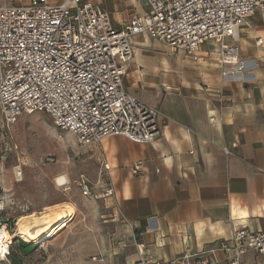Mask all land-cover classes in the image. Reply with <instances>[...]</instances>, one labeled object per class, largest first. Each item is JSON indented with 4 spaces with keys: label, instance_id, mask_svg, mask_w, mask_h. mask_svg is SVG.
<instances>
[{
    "label": "crops",
    "instance_id": "crops-1",
    "mask_svg": "<svg viewBox=\"0 0 264 264\" xmlns=\"http://www.w3.org/2000/svg\"><path fill=\"white\" fill-rule=\"evenodd\" d=\"M29 2L2 0L4 5ZM82 2L109 12L116 29L147 13L142 0ZM132 44L135 57L124 64L125 89L160 110V136L150 145L121 136L109 137L99 147L79 145L80 156L74 162L65 159V170L48 169L54 198L43 204L39 188L46 178L30 173L17 179L10 161L11 127L0 116L3 223L13 219L17 226L28 215L67 207V222L44 239L52 245L77 242L75 260L63 252L59 264H140L142 259L168 261L182 253L222 261L228 256L222 244L234 230L264 231V12L247 19L235 38L226 40L240 47L237 67L219 65L214 41L200 46L202 61L147 35L133 38ZM18 156L25 165V151ZM32 164L34 171L40 168L38 161ZM103 164L109 166L107 172ZM137 165L141 170L135 174ZM83 182L91 196L74 187ZM100 184L111 185L114 197L103 198ZM79 213L83 217L78 220ZM79 222L82 228L75 235ZM44 240L33 243L30 258ZM262 260L263 255L250 252L241 262ZM0 264L13 263L9 257Z\"/></svg>",
    "mask_w": 264,
    "mask_h": 264
},
{
    "label": "built area",
    "instance_id": "built-area-1",
    "mask_svg": "<svg viewBox=\"0 0 264 264\" xmlns=\"http://www.w3.org/2000/svg\"><path fill=\"white\" fill-rule=\"evenodd\" d=\"M142 1L147 13L116 29L109 12L82 0H30L27 5L0 0V116L5 126L15 125L23 115L42 113L84 148L99 147L112 136L153 144L160 136L162 114L124 85V64L135 57L133 38L147 35L194 61L203 60L197 56L200 46L214 41L219 65L237 67L240 47L226 40L235 38L247 19L264 12V0ZM103 169L107 172L109 166L103 164ZM140 170L135 166V174ZM16 174L23 178L20 166ZM81 188L84 196H91L87 182ZM99 188L103 198L114 197L111 185ZM0 227L10 235L0 251L2 263L15 233L1 220ZM221 250L228 254L222 261L182 253L168 261L142 259L140 264H242L250 252L264 256V231L234 230Z\"/></svg>",
    "mask_w": 264,
    "mask_h": 264
},
{
    "label": "rangeland",
    "instance_id": "rangeland-1",
    "mask_svg": "<svg viewBox=\"0 0 264 264\" xmlns=\"http://www.w3.org/2000/svg\"><path fill=\"white\" fill-rule=\"evenodd\" d=\"M10 142V161L12 162L11 165L13 167V171L16 167L20 166L22 171L21 177L23 176V178L26 174L28 175L30 173H37V175H43L46 178V180H43L40 183L39 188V190L42 192V197L44 198L43 204L48 202L49 198H54V195H52L53 193L51 191V188L54 186V182L52 179H48V176H50L48 169L52 168L54 171H59L61 169L65 170L63 166L65 159L67 161L70 159L72 162H74L80 156V148L76 138L72 134L58 129L53 124L51 118L48 115L42 113L23 116L15 125L11 126ZM23 151H25L26 156V160H24L25 165H23L18 159V155L22 154ZM35 160L40 163V168L37 169L36 167L37 170L34 171V165L32 163ZM62 173L66 175L67 172ZM74 185L77 190H82L76 183H74ZM64 187L62 186L59 188L62 190ZM0 194H2L1 189ZM50 209L55 210L58 209V207L47 208L45 211ZM80 217L83 216L79 213V217L77 219L79 220ZM0 220L4 222L3 214H0ZM11 220L16 222L13 219ZM67 220L65 222H67ZM80 223L81 222L76 224L74 228V230H76L74 233L75 235L78 234V230L82 228V226L79 225ZM12 225V228L9 230L14 232L16 231L17 226L14 223ZM94 227L95 226H91L90 228L92 229ZM83 228L87 229L86 226H83ZM0 230H2V227H0ZM45 240L42 244L43 247L37 252V254H35V258L28 257L26 259V264H34V262L35 264H59L62 260L59 258V255L62 256L63 252H65V255L67 253L68 256H73L75 260V252L73 248H77V242L64 240L63 242L60 241L59 243L52 245ZM69 242L70 245L68 244ZM17 245L18 244L16 243L15 246ZM48 255H52V258L54 259L50 261L48 259ZM89 264H92L91 260Z\"/></svg>",
    "mask_w": 264,
    "mask_h": 264
},
{
    "label": "bare ground",
    "instance_id": "bare-ground-1",
    "mask_svg": "<svg viewBox=\"0 0 264 264\" xmlns=\"http://www.w3.org/2000/svg\"><path fill=\"white\" fill-rule=\"evenodd\" d=\"M69 212L67 207H58L55 210L45 211L41 216L28 215L23 217L17 223L15 237L38 245L42 240L53 236L55 228L69 218ZM9 237L10 235L5 229L0 230V251L4 250V240L9 239Z\"/></svg>",
    "mask_w": 264,
    "mask_h": 264
},
{
    "label": "trees",
    "instance_id": "trees-1",
    "mask_svg": "<svg viewBox=\"0 0 264 264\" xmlns=\"http://www.w3.org/2000/svg\"><path fill=\"white\" fill-rule=\"evenodd\" d=\"M5 222V225L8 227V229H11L13 226V221L10 219ZM16 243L18 244L17 246H15ZM35 249V244L23 242L22 240L18 239L13 242L8 258L11 257L13 264H26V259L32 255V252Z\"/></svg>",
    "mask_w": 264,
    "mask_h": 264
},
{
    "label": "water",
    "instance_id": "water-1",
    "mask_svg": "<svg viewBox=\"0 0 264 264\" xmlns=\"http://www.w3.org/2000/svg\"><path fill=\"white\" fill-rule=\"evenodd\" d=\"M60 180L61 181L63 180V182H64V179L63 178H60ZM57 184L59 185V180L57 181ZM15 238H17V237H15Z\"/></svg>",
    "mask_w": 264,
    "mask_h": 264
}]
</instances>
